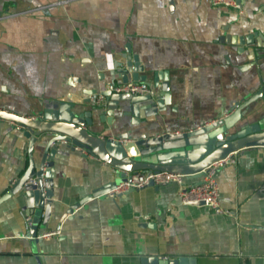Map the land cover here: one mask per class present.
<instances>
[{"label":"crops","instance_id":"obj_1","mask_svg":"<svg viewBox=\"0 0 264 264\" xmlns=\"http://www.w3.org/2000/svg\"><path fill=\"white\" fill-rule=\"evenodd\" d=\"M237 3L239 13L208 0H0V109L37 116L72 94L89 99L81 105L88 110L108 83L121 81L113 66L125 54L136 57L138 75L154 94L166 78L169 104L144 123L147 132L198 128L259 89L262 96L240 122L264 123V50L250 65V46L239 52L237 44L238 37L264 29V0ZM98 111L91 110L90 134L115 138L137 127L122 110L102 122ZM31 155L37 166V144ZM27 161L26 138L17 125L0 120V196ZM52 161L55 207L38 239L29 236L21 191L0 203V264H140L142 256L264 264V146L240 148L215 168L217 210L180 202L179 185L170 182L92 197L60 223L69 204L118 173L78 148L61 146ZM199 179L183 176L182 184ZM48 232L54 233L41 236Z\"/></svg>","mask_w":264,"mask_h":264},{"label":"water","instance_id":"obj_2","mask_svg":"<svg viewBox=\"0 0 264 264\" xmlns=\"http://www.w3.org/2000/svg\"><path fill=\"white\" fill-rule=\"evenodd\" d=\"M238 1V0H236ZM235 38H231L234 42ZM259 40L257 42L256 40ZM238 51L247 49V59L254 65L258 51L264 50V29L254 30L237 38ZM257 52V53H255ZM261 54V53H260ZM262 55V54H261ZM117 62L121 83L128 79L143 82L138 75L142 67L133 55ZM247 67V66H245ZM153 87H157V76L154 75ZM112 82L108 83L111 84ZM118 83V82H117ZM159 91H150L144 95L110 93L108 90L99 92L104 97L103 103H93L90 109L84 110L81 105L89 99H81L72 94L57 100L51 107H44L37 116H22L18 113L0 109V120H6L18 126L19 131L27 140V166L10 187L0 196V203L17 195L20 191L21 210H26V224L29 236L38 239L37 231L42 229L55 207L51 199V172L53 155L60 147L72 150L78 148L92 154L114 169L115 180L108 182L90 194L69 204L58 216V223L64 218H71L74 209L83 206L92 197L105 196V192L114 187L118 178L123 179L126 173L137 170L165 171L182 176L201 177L202 170L215 161L227 158L231 153L243 147L264 146V123H241L246 107L262 96V90H256L239 102H235L220 118L187 132H147L144 123L153 122L157 115L169 104V91L166 78L158 86ZM88 92V94H93ZM123 103V104H120ZM91 110H99L97 119L102 122L105 116L110 121L113 110L121 111L122 115L131 116V125L136 129H127L115 136H95L87 132L93 124ZM140 132H137L139 131ZM136 131V132H135ZM146 131V132H145ZM139 133V134H138ZM135 135V136H134ZM33 144L40 148L37 166L31 155ZM119 173H121L119 175ZM33 178V183H27ZM147 186H154L150 181ZM132 190V189H129ZM190 204L202 205V202ZM59 211V206L56 208ZM56 228L59 224H56ZM140 264H195L193 257H177L160 259L157 256H142Z\"/></svg>","mask_w":264,"mask_h":264},{"label":"built area","instance_id":"obj_3","mask_svg":"<svg viewBox=\"0 0 264 264\" xmlns=\"http://www.w3.org/2000/svg\"><path fill=\"white\" fill-rule=\"evenodd\" d=\"M213 7H220L226 9H237L240 12L238 3L236 0H208ZM106 66L112 68V58L110 54L105 55ZM104 90H108L110 93H123L131 95H144L150 93V89L143 82L127 81L125 83H111L105 86ZM104 97L101 94H97L95 103H103ZM190 131V130H189ZM226 159H221L213 162L208 167L202 170V175L197 183L183 185L182 175L168 173L165 171H152V170H137L126 173L124 178L117 182L113 188L107 190L104 194L106 196H114L125 192L129 189H139L148 185L151 181L153 185L166 184L170 182L177 183L178 189L176 192L177 198L184 204H190L194 202H202L203 206L217 210L219 203V190L217 182L214 178L215 168L222 163L226 162ZM33 178L28 179L27 183H33ZM27 217L25 218V220ZM54 232L44 233L41 236L47 237Z\"/></svg>","mask_w":264,"mask_h":264}]
</instances>
